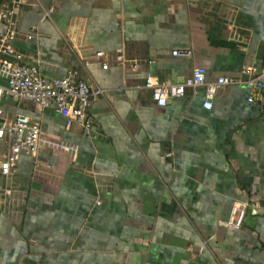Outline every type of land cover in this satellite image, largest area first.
I'll list each match as a JSON object with an SVG mask.
<instances>
[{"label": "crops", "instance_id": "0c3cea01", "mask_svg": "<svg viewBox=\"0 0 264 264\" xmlns=\"http://www.w3.org/2000/svg\"><path fill=\"white\" fill-rule=\"evenodd\" d=\"M31 2L14 42L19 62L53 77L79 66L103 93L90 129L3 98L8 117L39 120L42 136L10 179L0 173V264H264V90L224 86L206 109L204 87L159 106L143 86L148 76L181 82L198 65L208 80L264 71V0ZM119 49L125 64L113 61ZM236 200L250 208L230 228L221 222Z\"/></svg>", "mask_w": 264, "mask_h": 264}, {"label": "built area", "instance_id": "2783aa9c", "mask_svg": "<svg viewBox=\"0 0 264 264\" xmlns=\"http://www.w3.org/2000/svg\"><path fill=\"white\" fill-rule=\"evenodd\" d=\"M32 6L31 0H4L0 3V24L3 31L0 33V173L10 179L18 165L22 154L36 156L41 147L42 124L39 120L21 112L8 117L1 106L3 98L16 97L19 101H33L44 108H53L67 118V126L78 124L83 128L92 127L90 106L92 101L103 93V90L92 86L82 76L79 66L72 67L65 76H49L38 65L25 64L19 61L23 54L19 52L14 42L20 33L22 18ZM35 36L34 33L26 34L27 39ZM174 55L188 57L191 50H174ZM94 57L101 61L103 68L109 67L106 52L99 50ZM117 64H125L126 58L123 49H119L113 57ZM91 61L85 59L83 67ZM132 69L137 71L139 63L133 61ZM254 69L247 67L244 73L251 74ZM207 67L195 66L192 74L181 82L157 80L152 76L146 77L144 87L152 89V96L157 105L165 106L170 98L183 96L188 87H204L205 96L203 107L211 109L218 90L224 86L238 83L247 84L257 92L264 90V71L249 77L246 80L226 75L218 76L213 80L207 78ZM250 101L254 96L249 97ZM5 195L11 204L20 201L19 190L10 185L5 190ZM250 208L248 201L236 200L232 206L228 220L221 222L230 228H240ZM264 210V203L261 205Z\"/></svg>", "mask_w": 264, "mask_h": 264}, {"label": "water", "instance_id": "95a60500", "mask_svg": "<svg viewBox=\"0 0 264 264\" xmlns=\"http://www.w3.org/2000/svg\"><path fill=\"white\" fill-rule=\"evenodd\" d=\"M0 82L5 83V82H3V81H0Z\"/></svg>", "mask_w": 264, "mask_h": 264}]
</instances>
